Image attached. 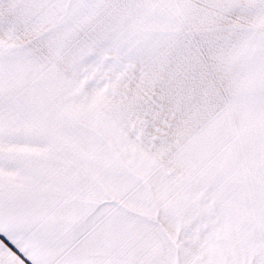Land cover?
Returning a JSON list of instances; mask_svg holds the SVG:
<instances>
[{
	"label": "snow or ice",
	"instance_id": "snow-or-ice-1",
	"mask_svg": "<svg viewBox=\"0 0 264 264\" xmlns=\"http://www.w3.org/2000/svg\"><path fill=\"white\" fill-rule=\"evenodd\" d=\"M0 264H264V0H0Z\"/></svg>",
	"mask_w": 264,
	"mask_h": 264
},
{
	"label": "crops",
	"instance_id": "crops-1",
	"mask_svg": "<svg viewBox=\"0 0 264 264\" xmlns=\"http://www.w3.org/2000/svg\"><path fill=\"white\" fill-rule=\"evenodd\" d=\"M0 239H3V237H0Z\"/></svg>",
	"mask_w": 264,
	"mask_h": 264
}]
</instances>
